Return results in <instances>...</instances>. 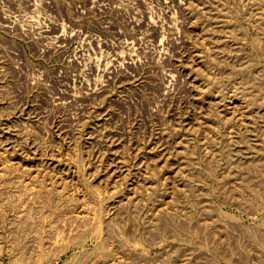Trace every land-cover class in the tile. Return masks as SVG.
Segmentation results:
<instances>
[{
    "label": "rangeland",
    "instance_id": "374dc122",
    "mask_svg": "<svg viewBox=\"0 0 264 264\" xmlns=\"http://www.w3.org/2000/svg\"><path fill=\"white\" fill-rule=\"evenodd\" d=\"M0 264H264V0H0Z\"/></svg>",
    "mask_w": 264,
    "mask_h": 264
}]
</instances>
